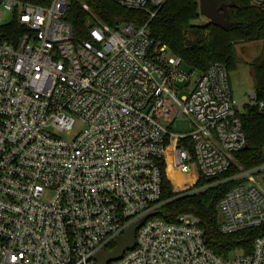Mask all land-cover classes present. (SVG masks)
Wrapping results in <instances>:
<instances>
[{
    "label": "built area",
    "instance_id": "obj_1",
    "mask_svg": "<svg viewBox=\"0 0 264 264\" xmlns=\"http://www.w3.org/2000/svg\"><path fill=\"white\" fill-rule=\"evenodd\" d=\"M113 1L152 19L168 0ZM68 2L0 0L23 27L0 35V264H96L137 223L134 247L107 264H264V234L224 258L195 215L156 216L167 160L193 192L234 182L218 202L222 233L264 227V162L236 161L244 108L226 66L193 80L147 24L98 21L76 38ZM247 105L264 110L254 90ZM184 117L191 131L173 132ZM201 177L215 181L196 187Z\"/></svg>",
    "mask_w": 264,
    "mask_h": 264
},
{
    "label": "trees",
    "instance_id": "obj_2",
    "mask_svg": "<svg viewBox=\"0 0 264 264\" xmlns=\"http://www.w3.org/2000/svg\"><path fill=\"white\" fill-rule=\"evenodd\" d=\"M20 1L39 6H48L52 2ZM217 1L228 6L232 23L228 28L215 26L209 21L198 24L196 21L200 18L199 0H168L152 19L145 10L125 8L113 0H69L64 19L71 25L76 38H87L89 26L98 21L113 28L124 23L137 26L147 24L149 36L155 42L167 45L191 70L201 74L211 64L220 62L230 73L236 70L239 64L236 49L238 44L264 40V2ZM84 5L89 9H85ZM22 31L23 27L18 22L17 14L13 15L10 22L0 25L3 40L15 41ZM251 74L257 101H264V54L251 65ZM240 118L247 146L237 152L235 157L238 164L250 168L264 162V110H260L256 105H245ZM160 165L163 179L162 198L166 202L156 216L174 222L182 213L195 215L204 230L205 244L218 256L228 258L235 250L251 251L255 239L264 234V227L230 234L220 231L218 202L234 185L233 181L213 183L210 187L193 192L167 160H161ZM214 181L201 177L196 187Z\"/></svg>",
    "mask_w": 264,
    "mask_h": 264
},
{
    "label": "rangeland",
    "instance_id": "obj_3",
    "mask_svg": "<svg viewBox=\"0 0 264 264\" xmlns=\"http://www.w3.org/2000/svg\"><path fill=\"white\" fill-rule=\"evenodd\" d=\"M94 18L95 15H93ZM13 14L6 11L2 4H0V24L8 23L12 20ZM97 19V18H96ZM208 20L201 16L196 21L198 24H204ZM239 64L236 70L229 73V81L234 99L239 108L243 109L249 102V93L254 90V80L251 74V65L261 58L264 54V40H254L240 43L236 46ZM187 72L191 69L184 67ZM199 73L195 71L192 78L195 80ZM79 126L76 127V131ZM192 129V122L188 118L177 119L172 125L173 132H189ZM232 253L230 258L234 256Z\"/></svg>",
    "mask_w": 264,
    "mask_h": 264
},
{
    "label": "water",
    "instance_id": "obj_4",
    "mask_svg": "<svg viewBox=\"0 0 264 264\" xmlns=\"http://www.w3.org/2000/svg\"><path fill=\"white\" fill-rule=\"evenodd\" d=\"M199 13L207 18L215 26L228 28L231 21L226 3L217 0H199ZM141 223H137L126 230L125 234L116 240V245L111 250L100 251L95 259L96 264H107L110 261L120 259L126 250L135 245L136 230Z\"/></svg>",
    "mask_w": 264,
    "mask_h": 264
}]
</instances>
